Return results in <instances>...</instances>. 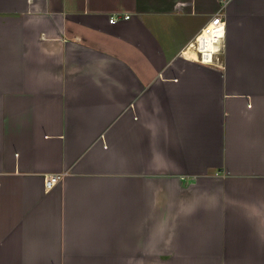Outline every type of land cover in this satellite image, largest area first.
<instances>
[{
    "label": "crops",
    "instance_id": "crops-1",
    "mask_svg": "<svg viewBox=\"0 0 264 264\" xmlns=\"http://www.w3.org/2000/svg\"><path fill=\"white\" fill-rule=\"evenodd\" d=\"M0 264H264V0H0Z\"/></svg>",
    "mask_w": 264,
    "mask_h": 264
},
{
    "label": "bare ground",
    "instance_id": "bare-ground-1",
    "mask_svg": "<svg viewBox=\"0 0 264 264\" xmlns=\"http://www.w3.org/2000/svg\"><path fill=\"white\" fill-rule=\"evenodd\" d=\"M213 28L215 26H210L208 29H205L203 32H200L196 39L184 50L183 55L186 59L209 64V59L211 57V52L216 50L217 44ZM219 33H223L220 31ZM205 47L206 49H203ZM204 50V57L200 56V52ZM218 50V48H217Z\"/></svg>",
    "mask_w": 264,
    "mask_h": 264
},
{
    "label": "built area",
    "instance_id": "built-area-1",
    "mask_svg": "<svg viewBox=\"0 0 264 264\" xmlns=\"http://www.w3.org/2000/svg\"><path fill=\"white\" fill-rule=\"evenodd\" d=\"M128 15L124 16L123 19H128ZM118 17H112L110 19V22H114L116 20H118ZM221 20L220 15H216L215 18L212 19V21L206 25L201 32H203L205 29H208L210 26H215V28H213L214 31V35L215 38H218L219 35H221L222 33H219L220 31H223V27L225 22L221 21L219 23V21ZM203 49H206L205 47H203ZM183 54V53H182ZM204 50L200 52V56L204 57ZM64 174L62 173H53V174H48L45 175L44 180H43V185H44V190L45 191H49L52 188H54L57 184H59V182L63 179Z\"/></svg>",
    "mask_w": 264,
    "mask_h": 264
}]
</instances>
